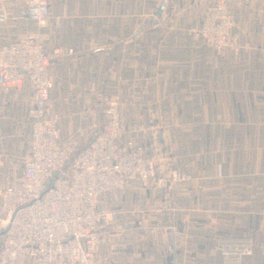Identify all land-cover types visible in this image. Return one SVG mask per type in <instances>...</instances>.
I'll return each instance as SVG.
<instances>
[{
  "label": "crops",
  "instance_id": "1",
  "mask_svg": "<svg viewBox=\"0 0 264 264\" xmlns=\"http://www.w3.org/2000/svg\"><path fill=\"white\" fill-rule=\"evenodd\" d=\"M206 1L49 0L59 41L46 50L47 112L62 139L72 133L74 146H84L116 97L126 105L124 141L133 137L157 158L160 175L174 169L182 177L162 190L132 180L105 194L101 208L118 207L103 233L116 236L118 264H154L137 252L144 246L128 243L153 233L168 237L171 264H264V0H228L237 55L216 54L199 39ZM14 3L22 9L8 0L0 21ZM82 35L90 41L73 37ZM0 89L18 102L11 119L20 103L31 106L26 86ZM19 132L10 128L8 140ZM21 147L23 162L29 145L25 154ZM7 219L0 202V248ZM245 243L250 255L226 253Z\"/></svg>",
  "mask_w": 264,
  "mask_h": 264
},
{
  "label": "built area",
  "instance_id": "2",
  "mask_svg": "<svg viewBox=\"0 0 264 264\" xmlns=\"http://www.w3.org/2000/svg\"><path fill=\"white\" fill-rule=\"evenodd\" d=\"M10 1L20 2L25 19L39 27L49 16V0ZM7 2L0 0V10ZM234 21L224 0L208 7L201 32L212 48L238 52L230 35ZM49 60L45 42L35 34L0 46V87L19 91L26 86L32 93L29 155L0 194L8 216L0 264H98L95 256L109 220L108 208H101L105 194L132 180L162 190L182 178L176 170L160 175L142 148L119 143L124 112L115 101L102 130L84 146L62 139L56 118L47 112L53 86ZM226 253L240 258L251 249L245 243Z\"/></svg>",
  "mask_w": 264,
  "mask_h": 264
},
{
  "label": "rangeland",
  "instance_id": "3",
  "mask_svg": "<svg viewBox=\"0 0 264 264\" xmlns=\"http://www.w3.org/2000/svg\"><path fill=\"white\" fill-rule=\"evenodd\" d=\"M216 0H207L205 9L203 12V17L200 22L199 30H198V36L201 42L212 52L216 54H222L225 52L231 53L233 55H237L239 52L234 53L229 48H222L220 50H216L212 48L205 37L203 36V32H201L202 23L205 17V14L207 13V9L210 5H212ZM227 10L229 13L232 14L230 8H229V2L228 0H224ZM18 5V4H17ZM15 3L12 6H9L3 11L4 19L0 21V42H2L3 38H6V40L14 39L17 36L19 37L21 34L28 33V34H35L39 38H41L46 45V50H48V47H51V44L54 45L56 42L59 41V36L54 32L53 24H52V14L50 13V16L46 20V22L41 25V27L37 26L34 22L28 21L23 16L22 9L17 6ZM234 17V15L232 14ZM235 20V17H234ZM236 24V21H234V26ZM234 26L231 29V37H233V40L236 42L238 48H239V42L235 34L233 33ZM78 41H90L91 36H73ZM99 37V36H98ZM1 46V45H0ZM50 57L52 55V51L48 52ZM50 62V60H49ZM50 75V74H49ZM9 96V95H8ZM7 96V94L0 89V194L3 190V188L6 186L7 182L20 174L21 172V162L22 159L20 157V144H22V153L25 154L26 151H28V144L26 142V139L24 135L22 134L21 130H23L27 123L29 122V109L30 107L25 103H20L22 105L20 109V114H17L14 119L12 118V103L11 102H17L16 99H14L13 95H10V98ZM119 103L124 112V119L121 124V137L119 138V143L121 145H127V144H135L137 147L142 148L144 152L145 158L148 160H152L155 164V169L159 173L160 172V165L158 164V159L150 156L148 154V150L140 143L134 142V140H128L132 139L133 137H130L127 135V140L124 141V135H126V131L124 129V121H125V102L119 98H111L108 100V102L103 107V111L106 116V110L110 106L112 102ZM18 103V102H17ZM24 104V106H23ZM29 107V108H28ZM49 111H52L51 102L49 104ZM52 113V112H51ZM106 122V119H105ZM105 124V123H104ZM104 126V125H103ZM17 127L18 130H20L19 135L12 139V141L8 140V137H10V133L6 134V131L9 132L10 128ZM103 128V127H102ZM102 130V129H101ZM100 130V131H101ZM99 132V131H98ZM87 134L83 136L86 138H91L92 135H94L95 131H89L86 132ZM97 133V132H96ZM62 134L65 136L64 138L72 142L70 140L69 135L66 132H62ZM16 136V135H15ZM82 137V138H83ZM89 138V139H90ZM88 139V140H89ZM12 143V145H10ZM27 145V147H26ZM174 170V169H173ZM142 188H154L152 184H150L147 187H143L140 183H137ZM119 190V189H117ZM110 192H116V190L110 191ZM109 210V220H111L112 216L118 211V207L115 203L109 202L108 206H105ZM137 242H140L136 244ZM128 243L132 246L136 247H142L144 246V250L138 249L137 252L142 253L143 257H150L151 263H158V264H171L170 261V245H169V239L166 236L165 233L163 234H148L144 235L140 239L137 238V240L131 238L128 240ZM121 249V248H120ZM133 250V249H132ZM133 252V251H132ZM117 255H118V247H117V240L116 236L113 235V237H109L104 239V235L99 243L96 256L98 264H118L117 263ZM142 262L146 263L147 261L142 260ZM236 264V263H235Z\"/></svg>",
  "mask_w": 264,
  "mask_h": 264
}]
</instances>
